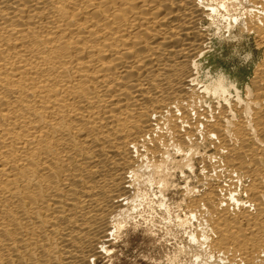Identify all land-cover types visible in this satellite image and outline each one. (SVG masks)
I'll use <instances>...</instances> for the list:
<instances>
[{
	"label": "bare ground",
	"instance_id": "bare-ground-1",
	"mask_svg": "<svg viewBox=\"0 0 264 264\" xmlns=\"http://www.w3.org/2000/svg\"><path fill=\"white\" fill-rule=\"evenodd\" d=\"M242 2L234 16L205 0H0V264H94L134 209L137 178L167 188L158 140L143 157L162 120L184 158L208 140L247 181L241 200L222 183L185 186L209 232L202 264L215 252L264 264V57L232 99L225 73L197 62L235 30L264 46V0Z\"/></svg>",
	"mask_w": 264,
	"mask_h": 264
},
{
	"label": "rangeland",
	"instance_id": "rangeland-1",
	"mask_svg": "<svg viewBox=\"0 0 264 264\" xmlns=\"http://www.w3.org/2000/svg\"><path fill=\"white\" fill-rule=\"evenodd\" d=\"M205 1H216L218 5H223V8L219 9L222 15L232 14L236 16L240 13H247L249 9L242 0ZM234 35V38H232V35L226 37L220 45L206 47V51L197 60L203 65V69L207 67L211 72L216 73L220 70L225 73L230 90L222 91L221 97L228 96L231 99L237 94L244 95L246 86H251L255 67L264 57V46H257L259 41L256 37L253 35L247 36L238 30H235ZM246 53H250V58L245 55ZM201 83L203 84L199 80L193 86L194 91L199 90V88L203 90ZM198 95L199 93L195 94L196 97L194 98L196 99H194V102L198 101L194 105L199 108H201L203 100H216V94L213 96L210 92L206 93L207 96L204 99H201ZM245 114L249 115L250 111L246 109ZM164 121H160L159 130L157 129L154 134L156 137L153 136L154 139L152 141L148 140L146 143L147 150L143 157L148 162L154 159L156 154H153L151 148L156 143L165 149H162V155L168 157H165L167 159L165 162V177L168 179L167 188L163 186V182L159 179H156L155 184L152 185L145 181L144 175L137 178L136 189L140 194H143H139L137 203H134V209L130 211L129 217L122 222L119 232L115 236L116 238L113 237L114 240L112 239L108 243L107 253L106 251L102 252L101 255L93 258L94 264H202L205 258L207 259L206 254L210 251L209 241L205 240V242L201 239L204 235L201 231H206L205 234L208 232L207 226L203 223L205 221L201 213L196 212V216L191 217V209L188 204L189 194L185 193V186L199 189L198 194H200L204 191V183L211 181L213 185L217 186L222 183L220 186L224 187V193H227L230 189L229 192H233L234 195L238 194L237 198L239 200H241V197H245L242 193V185L247 181L242 180L240 182L235 174L236 179L234 175L231 176L233 173L225 171L222 166V168L220 167L219 162H217V160H220L216 158L218 155L215 152L213 143L208 140L204 141L205 131L198 134V141L201 143L204 141L199 144L198 148L196 147L199 154L191 152L187 158H184L182 151L168 146V128ZM155 141L157 142L155 143ZM196 148L193 147V150ZM142 161H139V163ZM234 180L236 181L234 182ZM238 182H240V185H238ZM159 190H161V193L158 192ZM160 204L162 206H159ZM192 236L196 239L195 242H193L194 240L191 241ZM210 236L212 235L210 234ZM218 256L220 255L217 252L213 253L212 264H230L231 262V264H235L230 261L229 257V259H226L224 255Z\"/></svg>",
	"mask_w": 264,
	"mask_h": 264
},
{
	"label": "clouds",
	"instance_id": "clouds-1",
	"mask_svg": "<svg viewBox=\"0 0 264 264\" xmlns=\"http://www.w3.org/2000/svg\"><path fill=\"white\" fill-rule=\"evenodd\" d=\"M245 55H247L250 58V53H246Z\"/></svg>",
	"mask_w": 264,
	"mask_h": 264
}]
</instances>
